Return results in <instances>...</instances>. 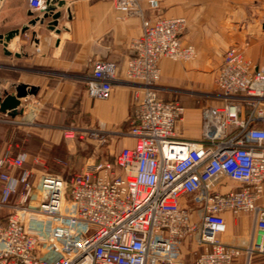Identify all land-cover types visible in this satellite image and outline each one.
I'll return each mask as SVG.
<instances>
[{"label":"built area","instance_id":"1","mask_svg":"<svg viewBox=\"0 0 264 264\" xmlns=\"http://www.w3.org/2000/svg\"><path fill=\"white\" fill-rule=\"evenodd\" d=\"M45 1L29 3L42 13ZM114 6L142 21L124 79L135 112L114 133L133 144L111 159L95 152L69 177L26 167L25 152L0 151V208L10 209L0 222V264H186L181 244L194 231L203 248L194 264H252L264 254V66L230 46L215 78L224 104L203 106L200 139L181 138L176 123L185 106L161 98L158 81L161 59L198 56L182 39L186 17L147 16L141 0ZM117 80V63L97 59L89 96L109 98ZM62 130L66 139L94 138L101 147L110 134L72 123ZM182 196L201 208L198 226ZM243 213L251 214L250 241L224 240L228 214Z\"/></svg>","mask_w":264,"mask_h":264},{"label":"crops","instance_id":"2","mask_svg":"<svg viewBox=\"0 0 264 264\" xmlns=\"http://www.w3.org/2000/svg\"><path fill=\"white\" fill-rule=\"evenodd\" d=\"M56 6L62 11L56 26L59 32L49 29L46 22L37 23L9 42L11 54L4 52L0 42V90L13 91L20 82L38 87L37 93L23 99L15 116L0 112V151L25 152V166L36 172L50 169L49 153L56 146L72 150L75 141L64 137L63 125L100 127L114 134L130 125L136 107L133 86L124 79L132 42L142 32L141 18L126 15L114 6V0H64ZM141 6L150 17L187 19L182 39L196 46L198 56L186 63L161 59L159 95L185 106L176 123L177 135L200 139L203 106L225 102L219 88L216 99L203 98L214 87L225 51L236 46L256 66H264V0H141ZM31 12L41 14L31 8L29 0H0V32L22 27L32 18ZM97 59L117 63L118 80L106 99L93 98L87 91V77ZM169 92L180 95L166 97ZM123 139L122 147L133 144L130 137ZM180 202L190 205L192 219L202 217L201 208L192 205L189 197L182 196ZM260 202L264 204V198ZM9 212L5 207L0 222L7 220ZM253 231L250 213L228 214V230L220 236L243 245ZM199 248L196 256L203 249ZM196 256L185 257L184 262L194 264ZM252 264H264V254H255Z\"/></svg>","mask_w":264,"mask_h":264},{"label":"rangeland","instance_id":"3","mask_svg":"<svg viewBox=\"0 0 264 264\" xmlns=\"http://www.w3.org/2000/svg\"><path fill=\"white\" fill-rule=\"evenodd\" d=\"M195 59H193V60H195ZM170 60H172V59H170ZM193 60H189V61H193ZM172 61H176V60H172ZM189 61H181V62L186 63ZM25 67H27V65ZM12 72L18 73L19 75H20V73H22L21 71L16 72L14 70ZM26 72H30V71H26ZM23 73H25V72H23ZM215 78H214V87H212L210 89L211 93L205 94L203 96L204 99H209V100L216 99L215 97H216L219 90H218V86L216 84ZM162 80H163V78H162V72H161V77L158 81L160 90H161V86H162L161 85ZM165 95H166V97H175V95H180V93L175 94V93L169 92ZM115 136L116 135H114V134H109L108 139H107V143L105 145H103L102 147L98 144L99 143L98 140H96L94 138H89V137L86 138L84 141H80L77 139L72 140V141H75V144L72 147V150H68L67 147L63 144L60 146H56L54 148V150L49 153L50 157L52 156L51 157L52 159H51V161H49L50 169L48 171L54 172V173H62L65 176L69 177V176H72L74 173L78 172L82 168V166L84 165L86 160L88 158L92 157L95 154V152L96 153L97 152L102 153V156L105 158H110V159L113 158L114 154L117 153L121 149V147L123 145L122 143L124 141V139H123L124 136H120V137H115ZM121 139H123V140H121ZM126 139L127 138H125V141H126ZM227 184L235 186L236 182L228 179ZM4 211H5V208H0V216L4 215ZM201 219H202V217L200 216V218L192 219V221H193V223H195L198 226L201 223ZM197 239H198V231H194L192 234L187 236L182 241L181 255H182L183 259H185V257L186 258H192V257L194 258V256H196L195 252H197L198 249L200 250L199 243H198ZM182 245L183 246L186 245V248L184 250H183ZM184 253H186V255Z\"/></svg>","mask_w":264,"mask_h":264},{"label":"water","instance_id":"4","mask_svg":"<svg viewBox=\"0 0 264 264\" xmlns=\"http://www.w3.org/2000/svg\"><path fill=\"white\" fill-rule=\"evenodd\" d=\"M56 4L62 6L64 0H46L41 14L35 15L34 12H31L32 18L22 27L10 29L5 33L0 32V42L3 44L4 52L11 54L12 52L8 49L9 42L16 35L26 32L31 26H36L37 23L43 24L46 22L49 29L59 32L56 26L59 23L62 11L56 10ZM15 55L20 56L21 53L15 52ZM37 90V86L25 82L16 84L13 91L0 90V112L15 116L19 112L18 108L22 104L23 99L29 94L37 93Z\"/></svg>","mask_w":264,"mask_h":264},{"label":"trees","instance_id":"5","mask_svg":"<svg viewBox=\"0 0 264 264\" xmlns=\"http://www.w3.org/2000/svg\"><path fill=\"white\" fill-rule=\"evenodd\" d=\"M7 218V217H6ZM2 222H6V220L3 219ZM256 255H263V254H260V253H257ZM253 260V259H252Z\"/></svg>","mask_w":264,"mask_h":264}]
</instances>
